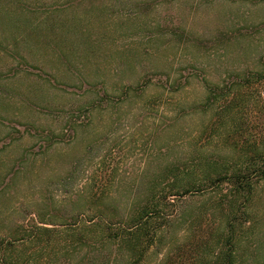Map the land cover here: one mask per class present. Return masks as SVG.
Listing matches in <instances>:
<instances>
[{"label": "rangeland", "instance_id": "obj_1", "mask_svg": "<svg viewBox=\"0 0 264 264\" xmlns=\"http://www.w3.org/2000/svg\"><path fill=\"white\" fill-rule=\"evenodd\" d=\"M208 83L217 96L242 84L227 131ZM262 142L264 0H0V249L26 227L86 222L88 208L118 219L171 168L198 173L207 155L225 169ZM253 182L233 210L237 264H264V177ZM212 191L171 200L150 263L215 264Z\"/></svg>", "mask_w": 264, "mask_h": 264}, {"label": "trees", "instance_id": "obj_2", "mask_svg": "<svg viewBox=\"0 0 264 264\" xmlns=\"http://www.w3.org/2000/svg\"><path fill=\"white\" fill-rule=\"evenodd\" d=\"M214 84L208 83V101H214L212 108L219 111L220 124L227 131V123L232 116L235 101H245L242 96V84L238 85L237 96L223 94L217 96L213 88ZM219 85V84H217ZM219 103V104H218ZM239 104V103H238ZM237 105V104H236ZM234 125L229 129L233 132ZM239 132V131H237ZM199 145V144H198ZM212 152L211 143L201 144V149ZM202 151V150H200ZM241 155L225 169H220L217 160L211 161L210 156L206 160L199 159L198 165L203 169L188 171L183 175L170 169L160 182L150 187L146 198L137 206L130 208L124 215L121 209L115 207L112 210L86 209V222H65L62 227L34 225L24 228V234L15 238L14 242L1 248V264H54L52 259L58 254H70V264H152L148 260L153 252L159 256L162 247L159 243L166 236L165 218L166 211L176 196H184L194 190H210L211 209L221 208L223 217L220 222V235L224 237L219 241L213 251L215 264H237V232L233 228V210L239 201L245 204L254 198L255 185L254 174L258 178L264 177V167L259 157H264V142L253 143L248 150H240ZM262 159V158H261ZM228 163H231L228 161ZM179 164L173 163L172 166ZM259 167H258V166ZM263 165V164H262ZM106 194V193H105ZM211 214H207L209 217ZM20 243V244H18ZM21 244L30 245L26 249L18 251ZM35 247V248H34ZM227 247V249H225ZM85 250L81 258H77L80 251ZM46 252L43 263L34 261V253ZM153 264H162V259Z\"/></svg>", "mask_w": 264, "mask_h": 264}]
</instances>
